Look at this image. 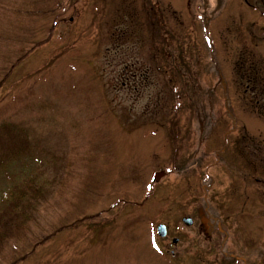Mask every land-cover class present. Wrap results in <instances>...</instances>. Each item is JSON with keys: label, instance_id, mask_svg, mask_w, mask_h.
Here are the masks:
<instances>
[{"label": "rangeland", "instance_id": "rangeland-1", "mask_svg": "<svg viewBox=\"0 0 264 264\" xmlns=\"http://www.w3.org/2000/svg\"><path fill=\"white\" fill-rule=\"evenodd\" d=\"M40 1L24 10L20 49L4 51L15 67L0 71V118L38 120L67 166L18 255L45 242L17 264H264L260 3L53 0L50 15ZM200 209L209 238L181 223Z\"/></svg>", "mask_w": 264, "mask_h": 264}, {"label": "trees", "instance_id": "trees-1", "mask_svg": "<svg viewBox=\"0 0 264 264\" xmlns=\"http://www.w3.org/2000/svg\"><path fill=\"white\" fill-rule=\"evenodd\" d=\"M35 1L0 0V5L5 6L3 10L7 11L0 9V14L3 15L0 18V62L5 64L0 68L2 79L9 76L15 67L14 62L9 64L10 59L6 61L3 58L4 51L20 49L22 46L21 42L15 41V37L21 36L20 29L28 27L23 16H31L32 12L24 10L35 7ZM38 4L43 13L51 15L55 11L54 5H57V1L41 0ZM51 5L53 6L52 12L48 11ZM64 10L65 8L60 9L56 20L49 22L52 30L56 24L62 22ZM21 57L24 55L16 57L17 61ZM259 80H262V83L256 93L259 97L258 101L264 102L263 79ZM251 83L256 86V79L252 78ZM258 101H255V104ZM260 110L264 113V109ZM39 124L38 120L27 123L17 121L11 116L0 118V180L12 181L10 188L0 194V255L7 254L15 264L23 261L24 255L30 254L34 248L39 245L41 247L45 242L46 235L43 234L31 240L33 243L31 248L22 254V257L18 255L21 249L19 245L23 246L28 243L31 225L39 222L43 207L49 203L60 187L59 184H61L67 166L64 164V152L60 150L57 153L52 145L45 144L47 138L44 135L48 133L42 131L44 135L42 133L39 134L40 136L37 135L36 127ZM21 162H25V166ZM17 166H20V170H16ZM61 191L59 197L62 195ZM60 205L58 198L57 207ZM58 230L62 229L58 228Z\"/></svg>", "mask_w": 264, "mask_h": 264}, {"label": "water", "instance_id": "water-1", "mask_svg": "<svg viewBox=\"0 0 264 264\" xmlns=\"http://www.w3.org/2000/svg\"><path fill=\"white\" fill-rule=\"evenodd\" d=\"M163 175H164L163 172H160V173L156 174L155 177H154V180L158 181ZM184 222L187 225L191 224V220L190 219L184 220ZM157 232L159 233L160 236H165V234H166L165 227L164 226H159L158 229H157Z\"/></svg>", "mask_w": 264, "mask_h": 264}, {"label": "flooded vegetation", "instance_id": "flooded-vegetation-1", "mask_svg": "<svg viewBox=\"0 0 264 264\" xmlns=\"http://www.w3.org/2000/svg\"><path fill=\"white\" fill-rule=\"evenodd\" d=\"M199 214L201 215V214H203L201 211L199 212ZM232 257V256H231ZM235 259V258H234Z\"/></svg>", "mask_w": 264, "mask_h": 264}]
</instances>
